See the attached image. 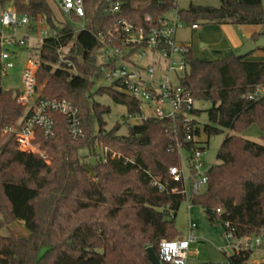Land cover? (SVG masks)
I'll list each match as a JSON object with an SVG mask.
<instances>
[{
  "label": "trees",
  "instance_id": "trees-1",
  "mask_svg": "<svg viewBox=\"0 0 264 264\" xmlns=\"http://www.w3.org/2000/svg\"><path fill=\"white\" fill-rule=\"evenodd\" d=\"M137 1L141 0H111L121 4L120 11L111 15L107 0H87L89 21L77 33L69 22L61 29L53 23L47 0L0 1L2 7L13 3L31 21L43 18L57 32L38 51L37 87H43L45 99L73 103L85 134L83 140H72L65 119L54 115L56 137L37 140L49 164L38 155L11 148L0 134V264H152L148 248H153L161 264H172L165 259L161 242L180 237L175 221L186 198L169 191L175 185L168 172L181 165V157L166 120L129 126L126 135L119 134L120 124L107 129L110 108L97 103L95 96H109L126 107L129 118L142 110L135 98L110 87L94 92L96 81L103 77L97 35L106 33L118 17L143 25L146 15L156 20L172 10L178 11L187 27H264V0H219L217 8L191 5L188 10H179L176 0H146L145 8L134 6ZM262 36L255 35L254 40ZM70 44L68 57L78 74L65 66L55 68L59 51ZM251 56L231 54L201 61L189 51L188 69L181 79L196 102L211 104L209 124L204 126L208 140L226 131L233 133L219 149L218 164L208 171L206 191L191 196L189 203L201 208L211 223L229 225L238 239L264 237V145L239 136L256 125L264 141V94L257 96L264 90V61H253ZM23 113L12 92H0V131L19 121ZM178 128L184 143L182 126ZM196 135L201 136L199 128ZM99 147L108 149L107 162L99 159ZM193 147L185 144L187 150ZM84 149L88 156L80 154ZM112 153L121 158L110 159ZM156 180L167 190L160 191ZM15 223L23 224L29 235H15L11 231ZM252 254L227 259L229 264H247Z\"/></svg>",
  "mask_w": 264,
  "mask_h": 264
},
{
  "label": "built area",
  "instance_id": "built-area-1",
  "mask_svg": "<svg viewBox=\"0 0 264 264\" xmlns=\"http://www.w3.org/2000/svg\"><path fill=\"white\" fill-rule=\"evenodd\" d=\"M54 2L63 15L69 16L71 21L75 18L82 24L80 30L85 29L89 21L86 13L87 0ZM107 3L109 14L116 15L120 11V3L114 4L111 0H107ZM170 13H173V17H170ZM31 23L27 16L16 11L14 5L0 9V81L16 66L17 53L12 50H22L27 45L29 36L19 35L18 30L31 27ZM185 26L177 10H172L156 20L146 15L143 25L118 17L106 33L97 35V39L102 46L98 57L102 66V78L111 84L112 89L135 98L141 105V114L131 118L141 123L149 119L166 120L169 123L170 136L176 144L175 151L180 157L184 151L189 154V176L185 175L182 163L179 167L170 168L168 172L170 181L175 185L169 191L183 195L189 201L191 196H198L206 191L210 168L204 170L205 164L201 157L205 144L196 135V100L181 81L188 69L186 54L192 47L190 43L178 41L177 33ZM199 28L198 24L188 27L191 31ZM55 37L56 31L44 29L39 35L38 48L42 47L45 39ZM39 66L40 63L35 58L28 60L23 73V93L18 92L15 95L17 104L24 109V113L16 123L5 125L0 134L9 140L16 151L38 155L48 163V157L37 144V140L56 137L54 115L65 119L72 140H83L85 134L80 112L73 103L45 99L37 93L36 74ZM263 94L264 90H261L257 96ZM143 108L146 109V114L143 113ZM178 125L182 126L185 134L184 143L180 141ZM185 144H193L194 147L190 151L185 148ZM108 154L107 148H100L99 159L107 162ZM120 158L115 153L110 154V159ZM154 184L162 192L167 190V185L157 180ZM226 229L227 236L234 241L235 255L253 252L264 246L263 236L238 239L229 225H226ZM196 236L197 226L191 224L185 238L172 242L163 240L161 248L165 259L172 264H185L191 245L197 242Z\"/></svg>",
  "mask_w": 264,
  "mask_h": 264
},
{
  "label": "rangeland",
  "instance_id": "rangeland-1",
  "mask_svg": "<svg viewBox=\"0 0 264 264\" xmlns=\"http://www.w3.org/2000/svg\"><path fill=\"white\" fill-rule=\"evenodd\" d=\"M1 1V0H0ZM179 10H188L191 5L193 6H206V7H219V0H176ZM49 6L52 10L53 23L58 28H63V26L69 22L73 27L74 31L77 33L81 29V23L71 21L69 16L63 15L54 0H47ZM148 1L141 0L134 3V6L139 8H145ZM6 7H12L13 3H7ZM2 8L0 4V9ZM170 17H173V13H170ZM205 25V24H204ZM44 29L52 30L43 18H38L36 21H32L31 27H27L18 30L19 35H28L27 45L22 50H16L17 59H15L16 66L11 70L7 77H4L0 81V90L2 92H12L16 95L18 92L23 93V73L25 71L27 62L30 58H35L40 63L38 56L39 47V35L44 31ZM9 32V31H6ZM177 38L181 42H191L193 44V57L199 60V56L195 55L198 52H203L208 56L210 53L209 49L203 48V43L198 42L196 33H193L188 27L180 29L177 33ZM72 49V44L66 48L59 51V61L56 63L55 68L66 67L72 74H78V71L74 65V62L70 60L68 56L71 55L70 51ZM210 56V55H209ZM220 58V57H217ZM219 60V59H217ZM202 61V60H201ZM39 69V68H38ZM38 73V71H37ZM183 76V74H181ZM37 76V74H36ZM111 88V84L105 79L101 78L96 81V87L94 92L99 88ZM43 87H37V93L42 96ZM95 101L110 108V114L105 117L107 123V129L110 130L117 124L121 125L119 131L120 135H126L129 126L138 125L141 122L133 120L128 117L126 107L116 104L107 95H97L95 96ZM17 102V101H16ZM211 108V104L208 102L197 101L195 103V109L200 113L197 116L198 128L201 131L200 141L205 145V151L202 153V161L205 164L204 170H208L212 165L218 164L217 154L219 149L228 134L232 135L226 131L223 135L215 136L208 140L207 136L204 134V126L209 124L207 111ZM143 113L146 114V109L143 108ZM242 138L249 141L259 143L264 145L262 140V132L260 129L254 125L245 130L243 133L239 134ZM11 147V145H10ZM12 148V147H11ZM100 148H98V153H100ZM45 153V152H44ZM83 156H88L87 150L84 149L80 152ZM99 155V154H98ZM188 153L183 152L181 154V163L185 175L189 176V158ZM121 157V155H118ZM99 157V156H98ZM87 161V158H86ZM50 162L48 161V164ZM194 224L197 226V242L191 245L189 257L185 264H229L228 257L233 255L234 241L229 239L227 236V231L225 225L221 223L213 224L207 218L205 212L197 207L192 206L189 201L185 200L179 211L177 212V217L175 221V228L179 233V238H185L189 231V226ZM11 231L20 237H26L29 235L28 231L25 229L24 225L21 223H15L11 227ZM264 243V238L262 239ZM44 251H42L43 253ZM226 254V255H225ZM247 264H264V246L261 249L253 251Z\"/></svg>",
  "mask_w": 264,
  "mask_h": 264
},
{
  "label": "crops",
  "instance_id": "crops-1",
  "mask_svg": "<svg viewBox=\"0 0 264 264\" xmlns=\"http://www.w3.org/2000/svg\"><path fill=\"white\" fill-rule=\"evenodd\" d=\"M193 33H196L198 42L203 43L202 47L210 50V56H204L205 54L203 52L195 53V55L199 56L198 59L202 61H214L224 59L231 54L238 55L251 43L255 42V35L264 33V27L257 25L233 26L207 24L200 25V28L194 30ZM190 44L192 46L191 50L193 51V44L191 42ZM250 59L253 61H264V51L257 50L252 54Z\"/></svg>",
  "mask_w": 264,
  "mask_h": 264
},
{
  "label": "water",
  "instance_id": "water-1",
  "mask_svg": "<svg viewBox=\"0 0 264 264\" xmlns=\"http://www.w3.org/2000/svg\"><path fill=\"white\" fill-rule=\"evenodd\" d=\"M257 50H264V37L256 40L255 42L251 43L248 47H246L243 51H241L238 56L239 57H247ZM91 164H96V159L91 160ZM148 259L152 264H161L160 260L158 259L156 253L154 252L153 248L147 249Z\"/></svg>",
  "mask_w": 264,
  "mask_h": 264
}]
</instances>
